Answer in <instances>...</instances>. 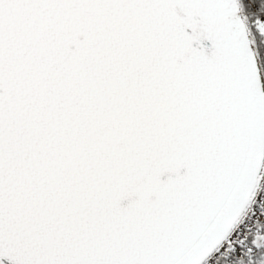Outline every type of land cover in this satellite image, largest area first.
<instances>
[{
  "label": "snow or ice",
  "instance_id": "1",
  "mask_svg": "<svg viewBox=\"0 0 264 264\" xmlns=\"http://www.w3.org/2000/svg\"><path fill=\"white\" fill-rule=\"evenodd\" d=\"M0 264H264V0H0Z\"/></svg>",
  "mask_w": 264,
  "mask_h": 264
}]
</instances>
